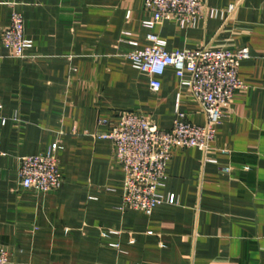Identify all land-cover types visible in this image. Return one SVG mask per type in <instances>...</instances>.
Returning <instances> with one entry per match:
<instances>
[{"label": "crops", "instance_id": "1", "mask_svg": "<svg viewBox=\"0 0 264 264\" xmlns=\"http://www.w3.org/2000/svg\"><path fill=\"white\" fill-rule=\"evenodd\" d=\"M203 1L222 17L203 12L193 28L170 19L149 29L145 0H0V116L8 119L0 129V246L9 251L7 264H264V0ZM13 9L32 40L23 59L1 43ZM150 32L168 51L247 48L250 57L239 63L245 87L234 92L210 153L173 150L158 192L177 203L146 214L120 208L124 172L102 135L125 112L164 130L177 111L190 123L206 121L174 68L153 91L147 74L131 66V46L120 39L142 48ZM57 141L59 188L19 189L18 157L44 154Z\"/></svg>", "mask_w": 264, "mask_h": 264}, {"label": "built area", "instance_id": "2", "mask_svg": "<svg viewBox=\"0 0 264 264\" xmlns=\"http://www.w3.org/2000/svg\"><path fill=\"white\" fill-rule=\"evenodd\" d=\"M145 9L152 15L143 21L149 29L170 19L178 21L182 27L193 28L203 12L211 17L223 15L222 11L208 7L203 0H145ZM234 9L235 5L228 7L229 12ZM124 34L131 35L130 32ZM145 39L148 44L142 48L137 39H120L131 46L126 54L131 66L147 74L153 91L159 89L158 77L165 69L174 68L180 85L190 89L206 119L203 125H196L177 111L172 127L164 130L142 114L125 112L110 132L102 135L112 141L114 156L124 172L120 208L150 214L160 204L177 203L173 194L164 196L158 192L166 179L165 169L173 150L195 147L205 155L210 153L216 127L227 116L234 92L245 87L238 76V67L240 61L250 57V53L247 48L232 51L208 47L168 51L166 40L158 34L150 32ZM1 43L19 59L25 58V51L32 47V40L25 36L24 16L20 10H12L10 23L1 34ZM185 72L189 73L187 78ZM7 120L0 116V129ZM60 148L57 141L44 154L18 157V188L36 192L57 190L62 181L56 155ZM3 154L0 148V156ZM222 169L229 171L230 168ZM8 255V249L0 246V264L8 263Z\"/></svg>", "mask_w": 264, "mask_h": 264}]
</instances>
